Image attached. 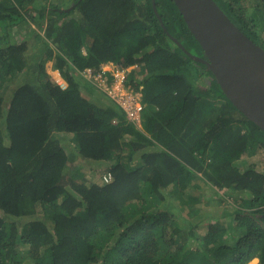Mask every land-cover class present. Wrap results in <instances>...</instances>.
<instances>
[{
    "label": "trees",
    "instance_id": "16d2710c",
    "mask_svg": "<svg viewBox=\"0 0 264 264\" xmlns=\"http://www.w3.org/2000/svg\"><path fill=\"white\" fill-rule=\"evenodd\" d=\"M213 1L264 49V0ZM37 3L0 0V264H264V171L244 156L252 145L264 149V132L172 41L204 57L173 0H154L163 26L151 0ZM21 23L46 48L32 66L28 43L11 41ZM49 61L65 88L45 72ZM108 63L141 94L140 128L92 93L82 96L74 73L97 74ZM193 74L205 89L194 88ZM62 134L76 153L65 152ZM77 161L101 167L112 182L72 178ZM198 175L236 206L222 216L226 224H206L194 247L166 210L165 192L176 186L172 202L196 216ZM34 215L41 218L18 227L16 219Z\"/></svg>",
    "mask_w": 264,
    "mask_h": 264
},
{
    "label": "water",
    "instance_id": "95a60500",
    "mask_svg": "<svg viewBox=\"0 0 264 264\" xmlns=\"http://www.w3.org/2000/svg\"><path fill=\"white\" fill-rule=\"evenodd\" d=\"M173 2L204 57L192 55L171 37L172 41L192 60L204 64L231 105L264 132V49L243 34L213 0Z\"/></svg>",
    "mask_w": 264,
    "mask_h": 264
},
{
    "label": "rangeland",
    "instance_id": "374dc122",
    "mask_svg": "<svg viewBox=\"0 0 264 264\" xmlns=\"http://www.w3.org/2000/svg\"><path fill=\"white\" fill-rule=\"evenodd\" d=\"M37 1H38L37 7L39 9L44 6H46L47 8L49 6H55V7H61L62 9H68L72 5L74 0H66L65 2L62 1L61 4H59L60 0H37ZM250 12H251V7L245 10V12L242 14V18L247 20L250 15ZM32 28L33 27L31 26L30 23L27 24L21 23L17 28L11 31L12 42L25 40L28 43L29 48L27 51V62L30 66L34 65L35 59H37V57L42 58L46 50L44 44L42 45V43L41 44L37 43ZM259 34L262 38L264 37V31H261V33ZM83 51L84 50H82V52ZM130 68L131 67H129L127 71H129ZM101 71H105L111 75L114 74V76L117 77V79L121 78L123 74V72H121L123 70H118L116 66L113 65L112 63L103 65L101 67ZM45 72L48 74V76L52 81L58 83L62 87L66 86V84L60 78V75L58 73L59 71L52 68V62L49 61L45 63ZM74 75L76 79L79 81V84L81 85L80 87H81L82 96H84L85 98H89V100H91V97H89V93H92L90 94L92 98L100 101L101 103H104L106 106L108 105L106 102L107 101L106 98L100 95L98 90H93L89 87H86L83 84L82 80L80 79V76H78L77 72H75ZM192 79L193 81H195V85H194L195 89L198 88L205 89V86L201 83L200 78L196 74H193ZM23 81L25 80L22 76L20 77V81H18V83L20 82V84H23L22 83ZM97 83L103 85L101 81H98ZM116 84L118 85L119 81H116ZM13 85H15V82H13ZM0 128H3V124L1 123V121H0ZM61 138L63 141L62 145L67 154H70L71 150H73L74 153L77 152L75 150L76 144L70 142V135L62 134ZM131 140H135V139L132 138ZM138 141H141L146 145H148L149 143L148 139H146V141L144 140H138ZM248 162L250 166H252V163L250 161ZM134 164L135 163H132L131 165ZM253 167L258 171L261 169L264 170V161H261V163L259 161H256V164H254ZM74 169L75 170L71 174L72 178L77 180L84 179L87 182V184H91V183L101 184L99 179L103 173L101 167H96L95 165H91L88 163V161L85 162L77 161ZM195 181L201 187L199 192L195 193L196 196H199L201 198L200 202L197 203L199 213L196 216L184 215L181 212V207L179 203L177 201L172 202V199L169 196V194L174 193L175 195V193H177L178 189L176 188V186H172L166 189L165 192L167 196L166 202L168 204L167 206L168 208H166V210H169L170 213L176 216V218L178 219L177 221L179 223V226L181 230L184 232L185 235L184 240L186 239V242L190 246H194V247L196 246L197 243H200L201 237L205 231L206 224L214 223V221L217 220L222 224H226L227 222H229L230 219L228 218L223 219V217H226L224 216L225 214L232 212L234 205L233 199L227 197L224 194L223 190L218 191L215 187H212L210 184L206 183L201 178L200 175H198V178L195 179ZM36 218L40 219L41 216L34 215L25 218H19L16 219V223L18 224V227H20V225H22L23 222H25L26 220L36 219ZM224 240L226 242L231 241L229 236H226Z\"/></svg>",
    "mask_w": 264,
    "mask_h": 264
},
{
    "label": "built area",
    "instance_id": "2783aa9c",
    "mask_svg": "<svg viewBox=\"0 0 264 264\" xmlns=\"http://www.w3.org/2000/svg\"><path fill=\"white\" fill-rule=\"evenodd\" d=\"M121 78L117 79L114 74L110 76L105 71H100L97 74H92L90 69H85L82 72H77L78 76L88 80L95 86L100 95L106 98L107 106L119 108L124 114L128 122L134 126L139 125V115L141 111L140 98L141 94L134 92L131 88L124 86L125 71ZM101 81L103 85L97 82ZM119 81V84H116ZM140 95V96H139ZM112 175L110 173L102 175V184H109L112 182Z\"/></svg>",
    "mask_w": 264,
    "mask_h": 264
},
{
    "label": "crops",
    "instance_id": "0c3cea01",
    "mask_svg": "<svg viewBox=\"0 0 264 264\" xmlns=\"http://www.w3.org/2000/svg\"><path fill=\"white\" fill-rule=\"evenodd\" d=\"M62 1L65 2L66 0H60L59 4H61ZM57 8H61V7H57ZM123 139L124 140H131L132 138L126 135L123 137ZM144 141H146V140L144 139ZM245 154H246L245 159H246V162L249 166H250V164L248 161H250L252 163V166H254V164H256V161H259L260 163H261V161H264V149H261L259 145H252L250 147V153L248 152ZM259 171H264V170L261 169ZM235 206L236 205L234 204L233 208H235ZM220 217H222V216H220ZM248 264H258V259L254 258Z\"/></svg>",
    "mask_w": 264,
    "mask_h": 264
},
{
    "label": "clouds",
    "instance_id": "9594fccd",
    "mask_svg": "<svg viewBox=\"0 0 264 264\" xmlns=\"http://www.w3.org/2000/svg\"><path fill=\"white\" fill-rule=\"evenodd\" d=\"M59 9H62V8H59ZM82 50H84V49H82ZM81 53L82 54H85V51H81ZM123 71H125V70H123ZM77 72V71H76ZM59 73V72H58ZM60 75V74H59ZM50 78V77H49ZM61 78V77H60ZM61 80H62V78H61ZM63 81V80H62ZM64 82V81H63ZM58 84V83H57ZM59 85V84H58ZM61 86V85H60ZM62 87V86H61ZM62 88H65V87H62ZM141 103V102H140ZM142 108H143V106H142V104H141V110H142ZM140 113H141V111H140ZM139 126H140V115H139V125L137 126V128H139Z\"/></svg>",
    "mask_w": 264,
    "mask_h": 264
}]
</instances>
